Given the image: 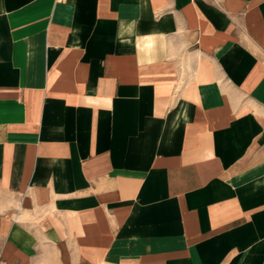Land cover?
<instances>
[{
	"label": "crops",
	"instance_id": "1",
	"mask_svg": "<svg viewBox=\"0 0 264 264\" xmlns=\"http://www.w3.org/2000/svg\"><path fill=\"white\" fill-rule=\"evenodd\" d=\"M0 254L264 264V0H0Z\"/></svg>",
	"mask_w": 264,
	"mask_h": 264
},
{
	"label": "built area",
	"instance_id": "2",
	"mask_svg": "<svg viewBox=\"0 0 264 264\" xmlns=\"http://www.w3.org/2000/svg\"><path fill=\"white\" fill-rule=\"evenodd\" d=\"M0 264H7V263L5 262V260H4V258L1 256V254H0Z\"/></svg>",
	"mask_w": 264,
	"mask_h": 264
},
{
	"label": "clouds",
	"instance_id": "3",
	"mask_svg": "<svg viewBox=\"0 0 264 264\" xmlns=\"http://www.w3.org/2000/svg\"><path fill=\"white\" fill-rule=\"evenodd\" d=\"M143 39H146V40H152V39H155V37H151V36H149V37H144Z\"/></svg>",
	"mask_w": 264,
	"mask_h": 264
}]
</instances>
